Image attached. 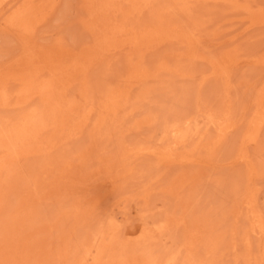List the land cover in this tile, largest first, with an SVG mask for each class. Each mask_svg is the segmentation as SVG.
I'll list each match as a JSON object with an SVG mask.
<instances>
[{"label": "rangeland", "instance_id": "1", "mask_svg": "<svg viewBox=\"0 0 264 264\" xmlns=\"http://www.w3.org/2000/svg\"><path fill=\"white\" fill-rule=\"evenodd\" d=\"M29 1L30 4L27 5ZM121 1L123 0H107V4L117 3L121 7V4L125 3V8L126 5L130 8L128 1ZM247 1L241 0V3L245 4ZM249 1L253 5H264V0ZM33 2L39 4V7L34 6ZM85 2L0 0V74L3 73V76H0L3 77L1 82L4 80L3 84L9 88L8 93H11L7 103L0 104V123L2 120H10L12 124L20 123L30 110H48L49 107L46 109L47 106L44 105L46 103L43 104L44 101L36 96L24 100L25 104L22 106L19 104L21 101L17 102L20 93L17 78L24 73L23 65L30 60L31 52L36 50L37 53L38 48L42 49L40 53H35L38 64L41 59L44 63L42 54L47 52L59 56L62 53V59L68 57L69 65L66 69L69 71H62L60 74L63 75H57L56 79L68 76L70 82L66 85L67 91L64 88L58 89L57 92L66 91L63 94L67 95L68 103H85L78 113L72 114L71 120L63 126L61 135L58 132L52 133L55 136L50 138L51 141L46 140L47 154L27 155L25 160H21V163L25 162V171L18 172L19 178L5 183L4 187H7L3 190L4 202L0 205V208H3L0 210V240L7 234L8 241L4 240V246H1L3 250L0 249V256H3L0 261L4 257L5 263L2 260L0 264H63L67 259L61 258L62 249L70 253L65 257L69 255V262H73L78 254L85 252L89 241L94 237L101 239L103 234L108 235L107 240L109 236L114 238V244L111 242L108 250L104 248L108 252L105 251L107 258L129 254L134 261L141 258L139 260L142 261L137 264H264V122L257 141L253 144L245 142L249 147L244 143L246 126H249V132L250 121L254 120L252 117H255L258 108L257 98L264 92V23L252 25L253 21L248 20L249 12L243 9L233 10L226 2L213 4L209 1L193 0L187 13L178 11L172 20L175 19V22L179 23L176 25H180V28L175 25L179 31L183 32L184 29L197 33L195 37L200 38L199 43L187 44L182 38H174L177 34L173 33L172 38L153 40L156 42H147V45L145 43L141 46H130L129 38L126 43L122 41L123 44L113 45L109 39L116 27L111 26V21H103L100 18L95 19L96 24L90 10L95 8L97 2ZM146 2L147 0H142L141 3ZM157 2L151 10L146 6L138 12H132V15H127L124 25V19L119 14L122 11L108 9L107 15L115 16L113 18L117 19L116 23L122 24L120 28L126 25L123 27L125 33H128L127 29L133 30L132 28L141 30L152 21L157 23V14L163 9V0ZM193 2H196V5ZM25 5L27 9L38 8L32 14L36 21L31 19L32 25L29 24L30 27L36 24L31 28L30 37L33 39L29 38V41L32 40V43L22 39L20 33L23 29L19 30L15 26V29L12 27L15 30L13 31L8 24L4 27L17 11H25ZM91 19L95 24L91 25ZM107 24L110 33L103 31H107ZM181 26L184 27L181 29ZM120 28L117 30L121 32ZM22 46L27 51H24ZM22 50L26 55L19 58V55L24 54ZM63 51L71 52L66 56ZM130 52H133V56ZM260 57H263L261 61L258 60ZM16 59L19 65L16 64ZM75 59H78V62ZM218 60L226 65L224 60H228V73L218 72L215 66ZM13 64L17 66L12 70ZM76 64L81 65V68L75 69ZM132 65H137L147 77L143 76L142 80L132 82L128 93L118 97V105L100 115L103 103L111 97L110 88L117 87L118 84L123 86V78L132 72ZM45 69L46 64L42 71H38V75H46L38 78L41 83H46L51 78ZM82 70L84 71L81 72ZM122 86L121 90L124 89ZM88 105L93 109L87 119L82 115L89 111ZM42 111L43 114L48 112ZM48 115L44 116L43 123L47 121L50 116ZM64 116H69L67 108L60 112V119L63 121L66 119ZM225 118H228L227 123L223 121ZM102 119L105 124L104 121L101 122ZM78 122L82 123L78 126L80 129L77 125L75 127ZM228 122L234 123L235 126L223 129L221 125L224 123L227 126ZM70 126L74 128L70 130ZM48 130L52 132V128ZM49 133L48 131L46 136H53ZM56 136L59 142H55ZM243 143L250 156L249 166L247 161L243 160V163L238 158L240 151L244 150ZM177 152L181 153L182 157L175 159L171 154L175 156ZM72 163L76 165L75 168H80L77 171L71 168L74 167ZM47 165H51V173H43L42 170L39 172L42 167H48ZM68 169L73 170V177L78 176L76 183L80 182V185L76 184L77 187L75 182L69 183L71 186L64 183L61 175ZM34 177L40 181L35 184L39 189L34 185ZM111 181H114L115 188L109 189L108 183ZM56 186L59 187L56 189ZM80 186L83 187L82 190ZM50 187L53 191L51 194L48 193L51 192L48 190ZM103 191L108 192L105 194ZM37 193H41L40 198ZM100 194L103 198L97 201L96 196L99 195L97 199H100ZM26 197L35 199L27 200ZM91 198H95L96 203L94 200L91 201L92 204L88 203ZM22 199L27 200L26 205ZM20 205L22 209L25 208L23 213H19ZM103 227L107 229L104 231ZM124 243L126 246L121 248ZM112 245L116 247L113 248ZM7 249H11L10 253ZM11 252H14V255ZM69 262L67 260L66 264H70Z\"/></svg>", "mask_w": 264, "mask_h": 264}, {"label": "bare ground", "instance_id": "2", "mask_svg": "<svg viewBox=\"0 0 264 264\" xmlns=\"http://www.w3.org/2000/svg\"><path fill=\"white\" fill-rule=\"evenodd\" d=\"M41 1V0H40ZM86 2H85V4H88V2H87V0H85ZM123 1H128L129 3H130V8L128 9L127 8V5H126V8H127V10H126V8H125V5H123V4H125V3H122L121 4V7L117 4V3H115V4H112V5H110L109 3V5L107 4V0H94V2H97L96 3V6H95V8L94 9H92V10H90L91 11V16L92 17H94L93 19H94V21H96L97 19H99L100 18V20L101 19H103V21L106 19L107 21H111L113 24L111 25V26H115L116 28V30L110 35L111 37H110V41H112V44L113 45H117V44H123L122 43V41H125V43H126V40L129 38L130 39V41L128 42L129 43V45L131 44L133 47H136V46H141V44H145L146 43V45H147V42H151V41H153V40H161V39H163L164 40V38H166V37H170V38H172L173 37V33H175V34H177L174 38H182L183 40L182 41H186V43L187 44H189V43H192L193 45H194V43H199V39L200 38H196L195 37V35L197 34V33H192L191 31H187V30H184L183 29V32H181V31H179L180 29H178V27L180 26V25H176V23L177 22H175L176 20L174 19V20H172V17H173V15L176 13L177 14V12L179 11V13H181L180 11H185V13H187V11H188V9L191 7V3H192V1L193 0H163V2H161L162 0H160V2L161 3H163L162 5V7H163V9H162V11H160V13L159 14H157V19L156 20H158L157 21V23H155V21L153 22L152 21V23L150 24V25H145L144 26V28H142L141 30H137V29H134V28H132L133 30H131V29H127L128 30V33H125V31H124V28L123 27H125V26H123L122 28H120L121 26H122V24H120L119 25V23H116V22H118L117 21V19H115V18H113V17H115V16H113L112 17V15H111V13H110V15L111 16H108L107 15V10L109 9H115V11L117 10V11H122V12H118L120 15H121V17L124 19V22H123V25H124V23H126L125 21H126V17H127V15H129L130 13H131V15H132V12H135V11H140V10H142V8H144V7H146V6H149L150 7V10L153 8V6H154V4H158V2L157 1H159V0H147V2L146 3H141L142 2V0H123ZM123 1H121V2H123ZM144 1V0H143ZM196 2H199V1H209V2H212L213 4H216V2L218 3V2H224V4H225V2L227 3V5L229 6V4L231 5V7H233V10H235V9H243V10H245V11H247V12H249V14L248 15H250L249 17H248V20L250 19V20H252L253 22H252V25L253 24H256V23H264V5H261V6H259L258 4L257 5H253V4H251V3H249L248 1H247V3H245V4H242L241 3V0H195ZM244 1V0H243ZM157 2V3H156ZM195 2V3H196ZM215 2V3H214ZM32 3V2H31ZM34 3V2H33ZM194 3V2H193ZM194 3V4H195ZM229 3V4H228ZM30 4V1H29V3H27V5H29ZM41 4H43V3H41ZM220 4V3H219ZM22 5L23 4H21V7H22ZM32 5V4H31ZM34 6L35 5H37L36 7H39L38 5L39 4H33ZM196 5V4H195ZM111 6V7H110ZM112 6H113V8H112ZM123 6H124V8H123ZM36 7L35 8H32V7H29L28 9L26 8V5H25V7L24 8H26L25 9V11H23V13H25V14H23V13H21V11H20V13H18V11H17V13H15L12 17H10V19L7 21V23L4 25V27L7 25L9 28L11 27V29H12V27H13V29H15L16 27L19 29V30H21V29H23V30H21L22 31V33H20V31H19V33L21 34V36H22V39H24V40H27L28 42H30L31 41V43H32V40H30L29 41V38H32V37H30L31 35V28L33 29V26H34V24H33V26L32 27H30L32 24H31V21L34 19L35 20V18L32 16V14L36 11V10H38V8L36 9ZM41 7V6H40ZM86 7V6H85ZM119 7H120V9H119ZM156 7H158V6H155V8ZM199 7V6H198ZM19 8V7H18ZM17 8V9H18ZM30 8H32V9H30ZM91 8V7H90ZM159 8V7H158ZM193 8V7H192ZM22 10H23V8H21ZM119 9V10H118ZM124 9V10H123ZM146 9V8H145ZM41 9H39V11H40ZM86 10V9H85ZM108 10V11H109ZM30 11V12H29ZM31 11H33V12H31ZM42 11V10H41ZM47 11V10H46ZM154 11V10H153ZM158 11V10H157ZM244 11V12H245ZM112 12V11H111ZM114 12V11H113ZM152 12V11H151ZM156 12V11H155ZM38 14H39V12H37ZM116 13V12H115ZM183 13V12H182ZM37 14V15H38ZM153 14V13H152ZM37 15H35V16H37ZM46 15V14H45ZM113 15H114V13H113ZM116 15V14H115ZM183 15V14H182ZM181 15V16H182ZM116 16H119V15H116ZM175 16V15H174ZM179 16H180V14H179ZM187 16V15H186ZM31 17H33V18H31ZM88 17V16H87ZM120 17V16H119ZM120 17V18H121ZM129 17V16H128ZM131 17V16H130ZM129 17V18H130ZM185 17V16H184ZM151 18V17H150ZM179 18V17H178ZM181 18V17H180ZM185 18H187V17H185ZM191 18V17H190ZM194 18V17H193ZM237 18V17H236ZM32 19V20H31ZM96 19V20H95ZM184 19V18H183ZM192 19V18H191ZM241 19V18H240ZM105 20V21H106ZM119 20V19H118ZM151 20V19H150ZM36 21V20H35ZM91 21H92V19H91ZM103 21H101V23H103ZM131 21V20H130ZM147 21V20H146ZM180 21V20H179ZM84 22H86V21H84ZM99 22V21H98ZM108 22V24L110 25L111 23H109ZM122 22H120V23H122ZM149 22V21H148ZM189 23H190V21H189ZM29 24H30V26H29ZM92 24H95L93 21H92V23H91V25ZM96 24H97V21H96ZM104 24V23H103ZM107 24V27H106V30L109 28V25ZM177 24H179V23H177ZM181 24V23H180ZM14 25V26H13ZM105 25V24H104ZM178 26V27H176V26ZM16 26V27H15ZM35 26H36V24H35ZM100 26V25H99ZM103 26V25H102ZM106 26V25H105ZM189 26V25H188ZM7 27V28H8ZM15 27V28H14ZM23 27V28H22ZM29 27H30V30H29ZM95 27H97V26H95ZM101 27V26H100ZM184 26H181V29L183 28ZM6 28V29H7ZM94 28V27H93ZM112 28H114V27H112ZM121 29V32H120V30H117V29ZM128 28V27H127ZM136 28V27H135ZM180 28V27H179ZM188 28V27H187ZM12 29V30H13ZM104 29V28H103ZM10 30V29H9ZM96 30V29H95ZM109 30V29H108ZM108 30L107 31H105V30H103L104 31V33L105 32H108ZM11 31V30H10ZM13 31H15V30H13ZM36 31V30H35ZM34 31V32H35ZM97 31H99V30H97ZM111 32V31H110ZM110 32H108V33H110ZM19 33H17L18 35H19ZM28 33V34H27ZM33 33V32H32ZM36 33V32H35ZM100 35V34H99ZM107 35V34H106ZM109 35V34H108ZM167 35V36H166ZM102 36H104V34L102 35ZM197 36V35H196ZM91 37V36H90ZM93 37V36H92ZM95 38V37H94ZM98 38H99V36H98ZM107 38H108V36H107ZM202 38V37H201ZM33 39V38H32ZM103 39V38H102ZM105 39H106V36H105ZM21 40V39H20ZM100 40V41H99ZM99 42H101V39L99 38ZM109 40H107L108 42H109ZM35 41V40H34ZM95 41H96V39H95ZM184 41V42H185ZM26 42V41H25ZM89 42H90V40H89ZM91 42H93L92 40H91ZM104 42V41H103ZM153 42H156V41H153ZM105 43V42H104ZM103 43V44H104ZM25 44V43H24ZM29 44V43H28ZM28 44H26L27 46H28ZM33 44H35V43H33ZM93 44V43H92ZM108 44H110V43H108ZM31 45V44H30ZM111 45V44H110ZM130 45V46H131ZM155 45V44H154ZM23 46H25V45H23ZM22 46V47H23ZM34 46V45H33ZM33 46L31 47L32 49H33ZM44 46V45H43ZM46 46V45H45ZM56 46V45H55ZM95 46V45H94ZM99 46V45H98ZM108 46V45H107ZM29 47V46H28ZM87 47H89L88 45H87ZM101 47V46H100ZM184 47V46H183ZM193 47H195V46H193ZM24 48V47H23ZM27 48V47H26ZM30 48V47H29ZM29 48H28V51H30L29 50ZM57 48V47H56ZM60 47L58 46V49H59ZM105 48H106V46H105ZM130 48H132V47H130ZM140 48V47H139ZM196 48V47H195ZM20 49V48H19ZM35 49H36V46H35ZM38 49H40V48H38ZM37 49V53H36V50H33L31 53H32V55L30 56L29 55V57H33L32 59L30 58V60L28 61V62H24L25 63V65H23L24 66V68L22 69L23 70V74L21 75V76H19L17 79H18V82H19V85H20V93H19V95L17 96V97H19L18 99L19 100H17V102L18 101H21L19 104L22 106V104L24 103L25 104V101L24 100H28L30 97H39V99L40 100H42V101H44L43 102V104L44 103H46V104H44L45 106H47L46 107V109L48 108V110H44V111H48L47 113L45 112L44 114L43 113H41V111H40V109L38 108L37 110H30V112L28 113V114H26V116L22 119V121L20 122V123H13L12 124V122H9V121H7V120H2L1 121V123H0V184H1V186H0V205L2 204V202H4L3 201V199H4V193H3V190H5V188L7 187H4V185H5V183H10V181L11 180H13L14 181V178H19L18 176H17V174H18V172H22V171H25L24 170V168H23V164L25 163H21V160H23L25 157H27V155H29V154H47V152L48 151H46V149L48 148V146H46L45 147V143L47 142L48 143V141H46V140H49V141H51L50 140V138L51 137H54L55 135H53L52 133H57L58 132V134L59 135H61V132L64 130V125H66V123H67V121H70L71 120V116H72V114H75V113H78V111H80V109H81V107L83 106V105H85V103H75L74 101H72V102H70V103H68V101L66 100V97H67V95L66 94H63V93H65L66 91H67V88H66V85H68L67 83H69L70 82V79H69V77L67 76V77H65V78H62V79H59V80H57L56 78L59 76V74L60 73H62V71H69V69H66V67H68V65L69 64H67V60H68V57H64L63 59L62 58H60V56H61V54H60V56L59 55H57L56 53H53V54H48L49 52H47V54L45 53V54H42V56H44V63H43V60L41 59V62L38 64L37 63V61H36V59L35 58H37V57H35V53L36 54H38V52L40 53L41 52V50H38ZM67 50H68V48H66ZM89 49V48H88ZM90 49H91V45H90ZM199 49V48H198ZM21 50V49H20ZM24 51L26 50L25 48L23 49ZM22 50V51H23ZM51 50V49H50ZM62 50V49H61ZM61 50H60V52H61ZM86 50V49H85ZM118 50V49H117ZM23 51V52H24ZM27 51V50H26ZM44 51V50H43ZM47 51V50H46ZM49 51V50H48ZM69 51V50H68ZM67 51V52H68ZM87 51V50H86ZM144 51V50H143ZM17 52V51H16ZM15 52V53H16ZM66 51H63V53L67 56V55H70L69 53L71 52H68L67 53ZM74 52V51H73ZM83 52H84V50H83ZM194 52H195V50H194ZM231 52V51H230ZM21 53V52H20ZM85 53H87V52H85ZM95 53V52H94ZM121 53V52H120ZM190 53H192V52H190ZM202 53V52H201ZM226 53V52H225ZM28 54H30V53H28ZM72 55H73V53H71ZM133 54V52H130V55H132ZM146 54V53H145ZM189 54V53H188ZM187 54V55H188ZM194 54V53H193ZM192 54V55H193ZM200 54V53H199ZM15 55V54H14ZM23 55H26V53L24 52V54H21V55H19L18 57L20 58V56H22V58H23ZM65 55H63V56H65ZM81 55H83V54H81ZM89 55V54H88ZM95 55V54H94ZM97 55V54H96ZM100 55V54H99ZM109 55V54H108ZM190 55V54H189ZM191 55V56H192ZM201 55V54H200ZM199 55V56H200ZM38 56V62L40 61L39 60V55H37ZM42 56H40V58H42ZM46 56H49V57H47L46 58ZM59 56V57H58ZM133 56V55H132ZM17 57V56H16ZM17 57V58H18ZM28 57V56H27ZM62 57V56H61ZM74 57V56H73ZM103 57H104V55H103ZM131 57V56H130ZM188 57V56H187ZM196 57V56H195ZM220 57H221V55H220ZM226 57H227V55H226ZM226 57H224V58H226ZM75 58H76V56H75ZM78 58V57H77ZM207 58H209V57H207ZM223 58V59H224ZM233 58V57H232ZM263 57H260L258 60L259 61H261V59H262ZM78 59H80V58H78ZM78 59L76 60L77 62H78ZM97 59V58H96ZM104 59V58H103ZM139 59H141V58H139ZM216 58H214V60H215ZM14 60V59H13ZM17 60V59H16ZM25 60V59H24ZM213 60V59H212ZM230 60V59H229ZM240 60H242V59H240ZM245 60V59H244ZM255 60V59H254ZM254 60H252L253 62H254ZM257 60V59H256ZM264 60V59H263ZM22 61V60H21ZM74 61V60H73ZM81 61H82V59H81ZM87 61V60H86ZM236 61H238V60H236ZM251 61V63H253ZM163 62V61H162ZM218 62H219V60H218ZM217 62V64H215V66H216V69L218 70V72H220V73H228L227 72V65H229L228 64V60H224V63L226 62L227 63V65L226 64H221V63H223V62H221V60H220V62L218 63ZM244 63H245V61H243ZM19 63V61L17 60L16 61V64H18ZM28 63V64H27ZM169 63V62H168ZM230 63V62H229ZM232 63V62H231ZM45 64H46V71L47 72H49V75H50V79H49V81H47L46 83H44V82H39V79L38 78H41V76H46V75H43V73H42V75H38V74H40V72L38 73V71H42L41 69L42 68H44L45 67ZM72 64H75V63H73L72 62ZM71 64V65H72ZM80 64H81V62H80ZM159 64V63H158ZM214 64V63H213ZM257 64V63H256ZM258 64H259V62H258ZM264 64V63H263ZM3 65V64H2ZM14 66H12V70L13 69H15L16 68V66L17 65H15V64H13ZM19 65V64H18ZM21 66V65H20ZM214 66V65H213ZM232 66V65H231ZM14 67V68H13ZM40 67H42V68H40ZM90 67V66H89ZM88 67V68H89ZM168 67V66H167ZM72 68V67H71ZM76 68H81V65H77L76 64V67H75V69ZM215 68V67H214ZM11 69V68H10ZM18 69V68H17ZM0 70H1V68H0ZM12 70H10L11 72H12ZM45 70H44V73L45 74H47V72H45ZM71 70V69H70ZM78 70V69H77ZM84 70H82L81 72H83ZM152 71V70H151ZM4 72V71H3ZM16 72H18V71H16ZM77 72V71H76ZM215 72H217V71H215ZM67 73V72H66ZM74 73V72H73ZM150 73V72H149ZM220 73H218V74H220ZM231 73V72H230ZM19 75L21 74V73H18ZM77 74V73H76ZM86 74V73H85ZM217 74V75H218ZM1 76H3V73L2 74H0ZM58 75V76H57ZM61 75V74H60ZM63 75V74H62ZM61 75V76H62ZM83 75V74H82ZM147 75V74H146ZM145 74H143L142 73V71H141V69H139V67L136 65H132V72L129 74V76L128 77H124L123 79V81H122V83H123V86L122 85H120V84H118V86L116 87H113V88H110V90L112 89V91H111V97L109 98V99H107L104 103H103V105H102V108L100 109V115H102V114H104V113H106V112H108L109 110H111L114 106H116V105H118V97H121V96H123V95H125V94H127L128 93V89H129V87L131 86V83L132 82H137V81H140V80H142V78H143V76H146ZM216 75V76H217ZM222 75V74H221ZM0 76V104H6L7 103V101H8V97H10L9 96V94H11V93H8L9 92V88H7V86L5 85V84H3V83H5V81L3 80V82H1V79L3 78V77H1ZM70 76V75H69ZM74 76V75H73ZM219 76V75H218ZM230 76V75H229ZM228 76V77H229ZM4 77H5V74H4ZM53 77V78H52ZM147 77V76H146ZM88 78V77H87ZM141 78V79H140ZM13 79V78H12ZM64 79V80H63ZM86 79V78H85ZM121 79V78H120ZM77 80V79H76ZM84 80V79H83ZM83 80H80V81H82L83 82ZM41 81H42V79H41ZM45 81V80H44ZM86 81V80H85ZM81 82V83H82ZM87 82V81H86ZM86 82H84V83H86ZM148 82V81H147ZM231 82V81H230ZM121 83V84H122ZM232 84V83H231ZM12 85H14V83L12 84ZM18 85V86H19ZM228 85V84H227ZM16 86V85H15ZM78 86V85H77ZM76 86V87H77ZM120 86H122L124 89L123 90H121L120 89ZM71 87V86H70ZM121 87V88H122ZM230 87V86H229ZM17 89H18V87H16ZM66 89V91L65 92H57V90L58 89ZM89 88V87H88ZM87 88V89H88ZM14 90V89H13ZM109 90V91H110ZM17 92H18V90H17ZM108 93V92H107ZM110 93V92H109ZM16 94H15V96H16ZM123 94V95H122ZM69 95V94H68ZM76 95V94H75ZM85 95V94H84ZM104 95V94H103ZM13 96V95H12ZM100 96V95H99ZM82 97V96H81ZM106 97V96H105ZM78 98V97H77ZM80 98V97H79ZM108 98V97H107ZM10 99V98H9ZM14 99H15V97H14ZM13 99V100H14ZM86 99V98H85ZM102 99V98H101ZM104 99V98H103ZM125 99V98H124ZM81 100V99H80ZM84 100V99H83ZM119 100H120V98H119ZM35 101V100H34ZM16 102V103H17ZM33 103V102H32ZM87 103H89V102H87ZM93 103V102H92ZM256 103H258V108H257V110H256V113L254 114L255 115V117H252V118H254V120L253 119H251V127L249 128L250 129V131L248 132V127L249 126H246L247 127V135H246V138L243 136V138H245V140L246 141H244V143L246 142L247 144L249 143H251V144H253V143H255L256 141H257V138H258V134H259V132H260V130H261V128H262V125H263V122H264V92L263 93H260L259 94V96H258V98H257V102ZM37 105V104H36ZM26 106V105H25ZM41 106V108H44V107H42L43 105H40ZM62 106H64L63 108H67V111H68V114H69V116H68V118H66V116H64L66 119H65V121H63V119H60V112H63V108H62ZM66 106V107H65ZM101 106V105H100ZM14 107V106H13ZM35 107V106H34ZM38 107V106H37ZM88 107L90 108V106L88 105ZM97 107V106H96ZM17 108V107H16ZM95 108V107H94ZM92 109L93 108H90L89 109V111L86 113V114H83L82 116H84L85 118H89V116H90V114H91V111H92ZM115 109H118L117 107H115ZM114 109V110H115ZM16 110V109H15ZM12 111H14V110H12ZM44 111H42V112H44ZM121 111V110H120ZM28 112V111H27ZM51 113V114H49L48 115V113ZM98 113V112H97ZM112 113V112H111ZM14 114V113H13ZM12 114V115H13ZM46 117L47 115L49 116L48 117V119H47V121L45 122V123H43V119H44V116ZM113 114V113H112ZM115 114V113H114ZM78 115V114H77ZM76 115V116H77ZM16 116H17V114H16ZM20 116V115H19ZM74 116V115H73ZM109 116H111V115H109ZM108 115H107V117H109ZM251 116V115H250ZM63 117V118H64ZM95 118V117H94ZM97 118V117H96ZM11 119V118H10ZM228 118H225L223 121H226ZM74 120V118L72 119V121ZM80 120V119H79ZM250 120V119H249ZM253 120V121H252ZM102 121H104V119H102L101 120V122ZM106 121H107V118H106ZM109 121V120H108ZM82 122V121H81ZM81 122H78V124H75V127H76V125H77V127L80 125V124H82ZM84 122V121H83ZM95 122V121H94ZM99 122V121H98ZM85 123V122H84ZM226 123H227V121H226ZM229 123V122H228ZM72 124H74V122L72 123ZM101 124V123H100ZM100 124H98V125H100ZM104 124H105V121H104ZM250 124V123H249ZM248 124V125H249ZM10 125H12V126H10ZM226 124H224L223 123V125H221L222 127H223V129H227V128H229V127H233V126H235V124L234 123H229L227 126H225ZM96 127V126H95ZM99 127V126H98ZM227 127V128H226ZM48 128H52V132H51V130H48ZM65 128H66V126H65ZM74 128V126H70V130H72ZM79 128V127H78ZM231 128H229V129H231ZM68 129V128H67ZM77 129V128H76ZM80 129V128H79ZM93 129V128H92ZM84 130H87V129H84ZM45 131H49L50 133V135L52 134L53 136H46V134H47V132H45ZM88 131V130H87ZM95 131V130H94ZM225 131V130H224ZM92 132V131H91ZM46 137H45V136ZM92 135V134H91ZM58 136V135H57ZM56 136V139H57V141L55 140V142H59L58 141V137ZM63 138V137H62ZM53 140V139H52ZM59 140H61V138L59 139ZM54 142V144H56ZM68 143V142H67ZM244 143H243V147H244ZM246 143H245V146H246ZM60 144V143H59ZM92 144V143H91ZM48 145V144H47ZM52 146H54L53 145V142H52ZM94 146V145H93ZM172 146V145H171ZM248 147L250 146V145H247ZM246 146V147H247ZM49 147H51V145L49 146ZM53 148V147H52ZM93 148V147H92ZM141 148V147H140ZM171 148V147H170ZM54 149V148H53ZM57 149H58V146H57ZM97 149V148H96ZM121 149V148H120ZM168 149H169V147H168ZM137 150V149H136ZM55 151V150H54ZM57 151V150H56ZM84 151V150H83ZM128 151L130 152V150H129V148H128ZM159 151V150H158ZM157 151V152H158ZM243 151V152H242ZM242 151H240L241 152V154L238 156V158L240 159V160H244V161H249V159H250V156H249V153H248V151H247V148L245 149V147H244V150H242ZM62 152V151H61ZM137 152H138V150H137ZM163 152V151H162ZM171 152V151H170ZM59 153V152H58ZM91 153V152H90ZM175 153V152H174ZM192 153H194V152H192ZM51 154V153H50ZM79 154H81V153H79ZM87 154V153H86ZM104 154V153H103ZM127 154V153H126ZM134 154V153H133ZM165 154V153H164ZM164 154H163V156H164ZM187 153H185V155H186ZM189 154V153H188ZM118 155V154H117ZM159 155H160V153H159ZM162 155V154H161ZM174 155V154H173ZM172 154H171V156L172 157H174L175 159H178L177 157L179 156V157H182V154L181 153H178L177 152V154L175 155V156H173ZM90 156V155H89ZM119 156V155H118ZM31 157V156H30ZM39 157H40V155H39ZM76 157V156H75ZM86 157H87V155H86ZM96 157V156H95ZM111 157V156H110ZM127 157V156H126ZM51 158V157H50ZM79 158V157H78ZM91 158V157H90ZM105 158V157H104ZM119 158V157H118ZM163 159H164V157H162ZM166 158V157H165ZM170 158V157H169ZM190 158H191V156H190ZM62 159V158H61ZM73 159V158H72ZM81 159V158H80ZM86 159V158H85ZM102 159V158H101ZM114 159H115V157H114ZM162 159V161H165V160H163ZM173 159V158H172ZM174 159V160H175ZM186 159V158H185ZM198 159V158H197ZM25 160V159H24ZM51 160H53V159H51ZM67 160V159H66ZM76 161L78 160V159H75ZM116 160H118L117 158H116ZM122 160V159H121ZM79 161V160H78ZM85 161V160H84ZM114 161V160H113ZM167 161V160H166ZM170 161V160H169ZM193 161V160H192ZM244 161H243V163H244ZM105 162V161H104ZM241 162V161H240ZM251 162V161H250ZM29 163V162H28ZM52 163H53V161H52ZM57 163V162H56ZM93 163V162H92ZM73 164V163H72ZM170 164V163H169ZM246 164H248V166L250 165V163L248 162V163H246ZM71 165V164H70ZM74 165V164H73ZM86 165V164H85ZM105 165V164H104ZM110 165V164H109ZM25 166V165H24ZM48 166V165H47ZM72 166V165H71ZM75 166L76 165H74V167L72 166L71 168H75ZM51 165L50 166H48V167H42V169H40V171L39 172H41V170L43 171V173H45V172H50L51 171ZM70 167V166H69ZM81 167H83V166H81ZM91 167V166H90ZM102 167V166H101ZM253 167V164H252V166H251V168ZM54 167H52V169H53ZM78 168H80V166L79 167H76L75 169H76V171H77V169ZM98 168V167H97ZM23 169V170H22ZM34 169V168H33ZM65 169V168H64ZM75 169H74V172H75ZM82 169H84V167L82 168ZM90 169V168H89ZM102 169V168H101ZM48 170V171H47ZM34 171H35V169H34ZM73 170H71V169H68L67 170V172L64 174V175H61V177H63L64 178V183L66 184V183H68V185L69 186H71L69 183H74L75 185L76 184H78V185H80L79 183H76L77 181H76V179L78 178V176L76 175V173H75V175L77 176V178H76V176L75 177H73L74 176V174H72L71 172H72ZM79 171H81V169L79 170ZM83 171V170H82ZM20 172V173H21ZM27 173H28V171H27ZM26 173V174H27ZM51 173V172H50ZM53 173V172H52ZM81 173V172H80ZM85 173V172H84ZM92 173V172H91ZM23 174V173H22ZM25 174V175H26ZM49 174V173H48ZM126 174V173H125ZM19 175V174H18ZM89 175H90V173H89ZM253 175V174H252ZM91 176H93V174L91 175ZM128 176V175H127ZM30 177V176H29ZM40 177V176H39ZM98 177V176H97ZM21 178V177H20ZM45 178V176L43 177V179ZM58 178H59V176H58ZM75 178V179H74ZM92 178V177H91ZM122 178V177H121ZM24 179V178H23ZM34 179V185L36 184L37 185V183L36 182H38V178H33ZM41 179V178H40ZM42 179V180H43ZM93 179V178H92ZM18 180V179H17ZM22 180V179H21ZM41 180V181H42ZM57 181H59V180H57ZM81 181V184H82V180H80ZM89 181V180H88ZM116 181H118V179L117 180H115V182ZM40 182V181H39ZM38 182V183H39ZM44 182H45V180H44ZM96 182V181H95ZM95 182H94V184H95ZM109 182V181H108ZM29 183V182H28ZM58 183L59 182H57V185H58ZM63 183V184H64ZM86 183V182H85ZM88 183H90V182H88ZM87 183V184H88ZM99 183V182H98ZM45 184V183H44ZM44 184H42V187L44 188ZM55 184V183H54ZM53 184V185H54ZM73 184V185H74ZM3 185V186H2ZM29 185V184H28ZM36 185H35V187H36ZM67 185V186H68ZM46 186V185H45ZM63 186V185H62ZM68 186V187H69ZM82 186H84V184H82ZM108 186H109V189H112V188H115V183H114V181H111L110 183H108ZM10 187H11V185H10ZM13 187V186H12ZM34 187V186H33ZM53 187V186H52ZM52 187H50L48 190H51V192H48L49 194H51L53 191H52ZM57 187H59V186H56V189H57ZM73 187V186H72ZM71 187V190L73 189L74 190V187L72 188ZM76 187H77V185H76ZM76 187H75V190H76ZM81 187V186H80ZM80 187H78V191H79V188ZM91 187V186H90ZM93 187V186H92ZM98 187V186H97ZM96 187V188H97ZM102 187V186H101ZM4 188V189H3ZM36 188H38V186L36 187ZM54 188V187H53ZM61 188V187H60ZM82 188L83 187H81L80 189L82 190ZM85 188H86V186H85ZM85 188H84V191H85ZM7 189H9V188H7ZM11 189V188H10ZM39 189V188H38ZM40 189H41V187H40ZM66 189V191L68 190L67 189V187L65 188ZM33 190H35V188H33ZM42 190V189H41ZM46 191H47V189H45ZM45 190H43V191H45ZM55 190V189H54ZM60 190V189H59ZM58 190V191H59ZM73 190H72V193H73ZM42 191V192H43ZM57 191V190H56ZM69 191H70V189H69ZM78 191H76V192H78ZM90 191V190H89ZM89 191H88V193H89ZM109 191V190H108ZM107 191V192H108ZM7 192H8V190H7ZM35 193H36V191H34ZM39 192V191H38ZM60 192V191H59ZM71 192V191H70ZM69 192V193H70ZM83 192V191H82ZM82 192H80L81 193V195H82ZM105 194L107 193V192H105V191H103ZM6 193V192H5ZM18 193V192H17ZM28 193H30V192H28ZM56 193V192H55ZM80 193L78 194V195H80ZM38 194V193H37ZM39 194H41V193H39ZM39 194H38V197L40 198L41 196H39ZM46 194V193H45ZM95 194V193H94ZM101 194H102V192H101ZM101 194H100V199H97L98 198V196L99 195H97L96 197V200L98 201H100L103 197V195L101 196ZM8 195H10V194H8ZM8 195H6V196H8ZM30 195V194H29ZM29 195H28V197H29ZM35 195V194H34ZM33 195V196H34ZM73 195V194H72ZM77 195V196H78ZM105 196V195H104ZM38 197H36V198H38ZM75 197V196H74ZM91 197V196H90ZM6 198V197H5ZM83 198V197H82ZM24 199V198H23ZM22 199V200H23ZM26 199L28 200V199H30V198H27L26 197ZM25 199V200H26ZM31 199H35V198H31ZM30 199V200H31ZM92 200H90V201H88V203H91V201L93 202V200L95 201V198L93 199V198H91ZM16 200V199H15ZM19 200V199H18ZM25 200H23L24 201V204L26 205V201ZM77 200V199H76ZM82 200V199H81ZM241 200V199H240ZM32 202H34V201H32ZM22 203V202H21ZM20 203V204H21ZM29 203H31V201L29 202ZM87 203V204H88ZM95 203H96V201H95ZM7 204V203H6ZM23 204V205H24ZM92 204V203H91ZM16 205V204H15ZM24 205V206H25ZM31 205V204H30ZM94 206H97V205H95V204H93ZM92 205V206H93ZM21 206L22 205H20L19 206V213L20 212H24L25 211V208L24 209H22L21 208ZM37 206V205H36ZM82 206V205H81ZM93 206V207H94ZM2 207V206H1ZM10 207V206H9ZM79 207V205H77V208ZM84 207V206H83ZM7 208V207H6ZM1 209H3V208H0V210ZM80 209V208H79ZM23 210V211H22ZM90 210H91V208H90ZM16 211H17V209H16ZM15 211V212H16ZM18 213V214H19ZM26 214V213H25ZM28 214V213H27ZM0 215H1V211H0ZM3 215H5V214H3ZM2 215V216H3ZM33 215V214H32ZM0 218H1V216H0ZM21 219V218H20ZM5 220V219H4ZM16 221V220H15ZM20 221V220H19ZM30 221V220H29ZM12 222V221H11ZM23 222H24V220H23ZM2 223V220H1V222H0V224ZM3 225V224H2ZM8 225H10V224H8ZM15 225V224H14ZM35 225V224H34ZM104 226V225H103ZM5 227H7V225L5 226ZM5 227H4V229H5ZM43 227V226H42ZM102 227V226H101ZM15 228V227H14ZM23 228V227H22ZM3 229V230H4ZM30 229V228H29ZM107 228H105L104 229V227H103V230L105 231ZM1 230V229H0ZM2 230V231H3ZM6 230H8V229H6ZM10 231V230H9ZM32 231V230H31ZM35 231V230H34ZM33 231V232H34ZM104 231H102V232H104ZM115 231V230H114ZM36 232V231H35ZM101 232V231H100ZM112 232V231H111ZM4 233L6 234V232L4 231ZM26 233V232H25ZM106 233V232H105ZM139 233V232H138ZM13 234V233H12ZM18 234V233H17ZM32 234V233H31ZM30 234V235H31ZM35 234V233H34ZM37 234V233H36ZM108 234V233H107ZM112 234V233H111ZM144 234V233H143ZM7 234H6V236H5V238L4 239H2V240H0V249L4 246L3 245V242H4V240H6L7 239ZM25 236V235H24ZM55 236V235H54ZM91 236V235H90ZM106 236H108V235H106V234H103L102 236H100L101 237V239H99L98 237H94L93 239H92V241H89V243H87V245L88 246H86V245H82V246H86L85 247V252L84 253H82V254H78L77 256H76V258L73 260V262L70 260V262H69V255L67 256V257H65L69 252H65L63 249L61 250V252H62V257L61 258H66L67 260H68V262L70 263V264H137V263H140L142 260H139V259H141V258H139L138 260H136V261H134V258L131 256V255H129L128 254V256H124L123 257V255H116V256H113V257H111V258H107L105 255V251L107 252V250L109 249V248H107L108 246H109V244L112 242L113 243V240H114V238H111L110 236L109 237H107V238H109V240H107L106 239ZM115 236V235H114ZM12 237V236H11ZM17 237H19V236H17ZM33 237V236H32ZM43 237V236H42ZM9 238V237H8ZM15 239H16V237H15ZM34 239V238H33ZM110 239L112 240V241H110ZM48 240V239H47ZM90 240V239H89ZM193 240V239H192ZM6 241H8V240H6ZM13 241V240H12ZM18 241V240H17ZM20 241H22V240H20ZM27 241V240H26ZM10 242V241H9ZM8 242V243H9ZM86 242H88V241H86ZM86 242H84V243H86ZM126 242V241H125ZM128 242V241H127ZM7 242H5V244H6ZM22 243V242H21ZM20 243V244H21ZM83 243V244H84ZM17 244V243H16ZM15 244V245H16ZM24 244H25V242H24ZM27 244V243H26ZM81 244V243H80ZM114 244V243H113ZM3 245V246H2ZM7 245V244H6ZM122 246H120L121 248L124 246H126L125 245V243L124 244H121ZM128 245V244H127ZM2 246V247H1ZM17 246V245H16ZM28 246V245H27ZM48 246V245H47ZM113 246V245H112ZM112 246H111V248H112ZM10 247V246H9ZM21 247H22V244H21ZM24 247V246H23ZM29 247V246H28ZM40 247V246H39ZM46 247V246H45ZM116 247V246H115ZM114 246H113V248H115ZM119 247V249H121ZM8 248V247H7ZM12 248V247H11ZM16 248V247H15ZM17 248H18V246H17ZM42 248V247H41ZM74 248V247H73ZM81 248V247H80ZM80 248H78V250L80 249ZM107 248V250H105V249ZM112 248V249H113ZM118 248V247H117ZM25 249V248H24ZM24 249H22V250H24ZM44 249V248H43ZM67 249V248H66ZM124 249H127V248H124ZM123 249V250H124ZM2 250H3V248H2ZM17 250V249H16ZM16 250H14L15 252H16ZM18 250H19V248H18ZM17 250V251H18ZM77 250V251H78ZM1 251V250H0ZM7 251H9V253H10V251H11V249L9 250V249H7ZM7 251H6V253H7ZM13 251V250H12ZM64 251V252H63ZM113 252V251H112ZM124 252H126V251H124ZM14 253V252H13ZM12 252H11V254L12 255H14ZM78 253H79V251H78ZM108 253V252H107ZM129 253V252H128ZM5 254V253H4ZM19 254H20V252H19ZM51 254V253H50ZM70 254V253H69ZM77 254V253H76ZM123 254V253H122ZM11 255V256H12ZM54 255V254H53ZM60 255H61V253H60ZM75 255V254H74ZM108 255V254H107ZM113 255V254H112ZM1 256H3V254L1 255ZM0 256V257H1ZM5 256V255H4ZM8 256V255H7ZM10 256V255H9ZM16 256H18L19 258H20V256L19 255H16ZM22 256V255H21ZM55 256V255H54ZM15 257V256H14ZM13 257V258H14ZM17 257V258H18ZM58 257V256H57ZM74 257V256H73ZM109 257V256H108ZM12 258V257H11ZM26 258V257H25ZM42 258V257H41ZM71 258V257H70ZM4 259V257L1 259V261H0V263L2 262V260ZM15 259H16V257H15ZM15 259H12V261L13 260H15ZM66 259H64V261L66 260ZM57 260V259H56ZM67 260L65 261V263H63V264H66V262H67ZM18 261V260H17ZM58 261V260H57ZM64 261H61V262H64ZM3 262H4V260H3ZM29 262V261H28ZM55 262V261H54ZM60 262V263H61ZM72 262V263H71ZM147 262V261H146ZM5 263V262H4ZM52 264H53V262H52ZM146 264H148V263H146ZM207 264V263H206Z\"/></svg>", "mask_w": 264, "mask_h": 264}]
</instances>
